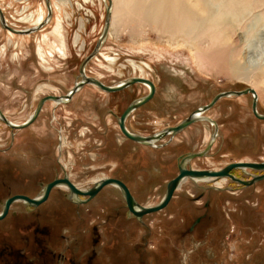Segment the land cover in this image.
Returning <instances> with one entry per match:
<instances>
[{
  "label": "rangeland",
  "instance_id": "1",
  "mask_svg": "<svg viewBox=\"0 0 264 264\" xmlns=\"http://www.w3.org/2000/svg\"><path fill=\"white\" fill-rule=\"evenodd\" d=\"M254 1L224 42L209 36L171 39L161 32L165 21L151 23L118 8L85 73L107 85L137 75L154 82L152 99L127 119L131 131L141 135L176 125L219 92L255 83L261 94L257 109L264 114V0ZM50 4L55 18L42 32L14 34L0 22V108L9 120L23 122L39 98L63 95L80 80L79 66L104 29L108 0ZM0 9L15 29L35 26L47 13L45 0H0ZM147 90L135 83L107 93L86 84L69 102L47 101L25 128L13 130L0 120V211L9 196L36 197L67 172L77 187L115 177L140 205L158 203L177 173L178 158L203 148L213 125L196 121L170 141L168 136L157 141H168L162 147L126 139L109 111L120 114ZM251 102V94L227 96L205 111L219 133L208 155L192 166L218 169L264 160V120L253 115ZM231 172L247 180L262 173ZM66 193L55 187L36 207L13 202L0 221V252L13 249L21 264H264V179L244 186L231 179L211 185L188 178L163 209L141 218L128 212L113 185L85 203Z\"/></svg>",
  "mask_w": 264,
  "mask_h": 264
},
{
  "label": "water",
  "instance_id": "2",
  "mask_svg": "<svg viewBox=\"0 0 264 264\" xmlns=\"http://www.w3.org/2000/svg\"><path fill=\"white\" fill-rule=\"evenodd\" d=\"M45 3H46V10H47L46 20L35 26H31L25 29H15L13 27L8 26V24L6 23L4 19V15L1 9H0V22L5 29L9 30L10 32L14 34L33 33L39 30L40 28H42L51 18L50 0H45ZM111 13H112V2L111 0H108V5L106 6V19H105L104 29L102 33L100 34L92 52L84 58V60L81 62L79 66V74L81 76L80 80L76 81L74 85L63 95L50 94V95H46V96L39 98L32 113L23 122H20V123L12 122L6 117V115L1 110V108H0V120L4 124L9 126L11 129L19 130V129L29 126L36 120L37 116L39 115L43 107V104L46 101H54L58 103L69 102L72 99L73 95L86 84L94 85L100 90L105 91V92H115V91L122 90L132 84L141 83V84H145L148 86L147 93L131 101L126 106V108L123 110V112L120 114V116L117 118V124H118L119 130L126 138L136 143H139V144L156 147L158 146L156 142L162 140L165 136H169L168 141H170L178 132L182 131L190 124L196 121H199V120H206L210 122L214 127V132L212 133L211 139L207 142L206 146L202 150L196 151V152H187L180 156L179 158L180 161L178 164V173L173 178L168 180V182L166 183V191H165L164 196L158 203L154 205H149V206L140 205L138 202H136V200L130 193V190L127 187V185L118 178L104 177L98 180L97 182H95L93 186L85 190H81L68 179L67 175H64V177L62 178H55L51 180L50 182L46 183L43 186L42 194L40 196L29 197L25 194H14L6 198L3 203L2 209L0 211V219H3L7 215L10 205L17 200L27 203L29 207L38 206L40 203H43L44 201H46V199L49 196L50 190L57 185H66L69 189V195L72 197L75 196L76 197L75 202L78 204L89 201L103 187L107 185H113L120 190L125 200L128 212L131 213L136 218H141L144 214L156 212V211L163 209L170 201L176 188L180 185V183L185 178H206L209 176H228L233 181L239 184H242L244 186H249L257 181L264 179V172L260 174L252 175V177L248 180L236 177L231 173V170L235 168H249V169H253L256 171H264V160L260 162H255V161L230 162L224 167L220 168L219 170L194 169L192 167L186 166V164L190 160L205 156L206 153L212 147V144L214 142V139H215V136L218 130V124L216 123L215 120H213L212 118L208 116H205L203 113L207 111L208 109H210L220 98L227 97V96H240L244 94H251L252 96L251 111L255 117L261 120H264V114L259 113L257 110V95H256V91L252 87H246L240 90H227V91L219 92L208 103L199 106L197 109L192 111L189 114V116L181 120L176 125L166 126L153 134L141 135V134L128 130L125 124L126 117L133 110L137 109L138 107L142 106L143 104H145L146 102L152 99V97L155 94V90H156L154 82L146 77L131 76V77H128V78H125L119 81L116 84L107 85L103 83L101 80H99L98 78L87 75L84 70L86 63L98 52V49L100 48L102 42L107 36L108 29L110 26ZM82 195L86 196V198L81 199L80 196ZM199 220L200 218H197L194 224H196ZM192 227L193 226H191V228Z\"/></svg>",
  "mask_w": 264,
  "mask_h": 264
},
{
  "label": "bare ground",
  "instance_id": "3",
  "mask_svg": "<svg viewBox=\"0 0 264 264\" xmlns=\"http://www.w3.org/2000/svg\"><path fill=\"white\" fill-rule=\"evenodd\" d=\"M111 2L113 3L112 13H111L112 21L110 20L111 25L113 24L118 8L125 10V12H127L128 14L132 12L131 10H133L140 16V18H142L145 21L151 23H156V22L159 23V21H161L162 23V21H165V27H161V32L166 33L168 37L171 39H173V37H177L178 35H180L185 42L190 40H195L197 38H202L204 36H209L210 38H213L215 41L217 40H221L222 42L226 41L228 39V35L230 34V32H233L234 29H236L235 22L237 21L239 15L245 12L246 10L253 8L256 4L254 0H111ZM50 8H51V17H52V11L55 12V9L54 6L51 4H50ZM54 18L55 16H53L51 23L54 20ZM45 20H46V15L43 18V20H41L39 23L44 22ZM40 29L38 32H42L45 30V28L41 30ZM195 31H197V33L193 37L192 34ZM21 35H29V34H21ZM252 88L256 91L257 98L258 97L260 98L261 95L259 93L260 89L257 87V84L255 83L254 85H252ZM62 141H63L62 143L63 146L64 138ZM243 169H249V168H243ZM209 177H225V176H209ZM197 179H203V178H197ZM223 182H225L224 179L219 180L216 183L218 184ZM182 183L180 185H182ZM198 183L205 184V181H198ZM63 189L66 190L65 188ZM85 197L86 196L84 195L81 196V198H85ZM68 198L74 202L76 200L75 196L72 197L69 194H68Z\"/></svg>",
  "mask_w": 264,
  "mask_h": 264
},
{
  "label": "flooded vegetation",
  "instance_id": "4",
  "mask_svg": "<svg viewBox=\"0 0 264 264\" xmlns=\"http://www.w3.org/2000/svg\"><path fill=\"white\" fill-rule=\"evenodd\" d=\"M53 16V15H52ZM51 22V21H50ZM43 28V27H42ZM41 30V29H40ZM138 76V75H137ZM142 77H144V76H142ZM93 87H95V88H97L96 86H94V85H92ZM131 86V85H130ZM130 86H128V87H130ZM142 86H144V87H146L147 89H148V86L147 85H145V84H142ZM128 87H126V88H128ZM97 89H99V88H97ZM125 89V88H124ZM100 90V89H99ZM123 90V89H122ZM120 91V90H119ZM148 91V90H147ZM103 92H105V91H103ZM115 92H118V91H115ZM107 93H111V92H107ZM146 94V93H145ZM47 102V101H46ZM45 102V103H46ZM51 103H52V105H57V104H61V103H58V102H54V101H50ZM45 103L43 104V106H44V108L46 107L45 106ZM130 103V102H129ZM128 103V104H129ZM63 104V103H62ZM36 105V104H35ZM35 108V107H34ZM43 108V107H42ZM43 108V109H44ZM126 108V107H125ZM125 108H123V110L125 109ZM42 110V109H41ZM123 110L120 112V114L123 112ZM33 111V110H32ZM41 112V111H40ZM32 113V112H31ZM109 113L112 115V116H115V120H116V126H117V128H118V130H119V127H118V124H117V118L120 116V114H118V115H116V112H114L113 110H111V111H109ZM131 114V113H130ZM129 114V115H130ZM203 114H205V112L203 113ZM129 115L126 117V120H125V124H126V127L128 128V130H130L131 131V129L128 127V125H127V119H128V117H129ZM38 117V116H37ZM27 119V118H26ZM12 121V120H11ZM12 122H14V123H19V122H16V121H12ZM210 123V122H209ZM211 124V123H210ZM191 125V124H190ZM188 127V126H187ZM186 127V128H187ZM183 130H185V129H183ZM182 130V131H183ZM159 131V130H158ZM119 132L121 133V131L119 130ZM157 132V131H156ZM181 132V131H180ZM180 132H178V133H180ZM213 132H214V127H213ZM212 132V133H213ZM155 133V132H154ZM178 133L176 134V135H178ZM212 133H210L209 135H207V138H208V141L211 139V137H212ZM218 133H219V129L217 130V133H216V136H215V139L218 137ZM122 134V133H121ZM123 135V134H122ZM124 136V135H123ZM125 137V136H124ZM169 137V136H168ZM126 138V137H125ZM126 139H128V138H126ZM63 137L61 136L60 137V145H59V147H61L62 146V143H63ZM128 140H130V139H128ZM132 141V140H131ZM157 144V143H156ZM166 145V142H162V143H159L158 144V146L157 147H162V146H165ZM206 146V145H205ZM204 146V147H205ZM203 147V148H204ZM203 148H201V149H199V150H197V151H200V150H202ZM211 149V148H210ZM1 151V150H0ZM194 152H196V151H194ZM208 154H206L205 156H207ZM204 156V157H205ZM199 158V157H198ZM196 158H194V159H192V160H190L187 164H186V166L187 167H192V168H194V169H211V170H219L220 168H218V169H212V168H197V167H194V166H192V161L193 160H195ZM179 161H180V159L178 158V160H177V173H178V164H179ZM60 163H61V161H60ZM227 165V164H226ZM65 167V166H64ZM224 167V166H223ZM222 168V167H221ZM235 169H237V168H235ZM240 169H242V170H249V169H243V168H240ZM64 170L67 172V169H66V167L64 168ZM262 172H264V171H262ZM176 173V174H177ZM232 173V172H231ZM175 174V175H176ZM174 175V176H175ZM67 176H68V179L72 182V180H71V177H70V175L68 174V172H67ZM173 176V177H174ZM64 177V176H63ZM173 177H171V178H173ZM57 178H62V177H57ZM101 178H104V177H101ZM101 178H99V179H101ZM170 178V179H171ZM55 179V178H54ZM99 179H96L94 182H97ZM169 179V180H170ZM188 178H185L182 182H184V181H186ZM190 179H192V181L193 182H196V183H198V181H205V184L206 183H211V185L213 184V183H215V182H217V181H219V180H222V179H224L225 181L226 180H228V179H230V177H228V176H225V177H208V178H203V179H197V178H190ZM198 180V181H197ZM232 180V179H231ZM168 182V181H167ZM166 182V183H167ZM181 182V183H182ZM73 183V182H72ZM180 183V184H181ZM73 184H75V183H73ZM199 184V183H198ZM59 186V187H58ZM58 186H56L57 188H65L66 190H67V197H68V194H69V191H68V188L65 186V185H58ZM179 187V186H178ZM177 187V188H178ZM216 188H220L219 186L217 187V186H215ZM55 188V187H54ZM54 188H52V190L50 191V193H49V195L51 194V192L53 191V189ZM79 189H81V190H85V189H87V188H80V187H78ZM42 193V192H41ZM41 193L38 195V196H40L41 195ZM37 197V196H36ZM80 198H81V196H80ZM86 198V197H85ZM81 199H83V198H81ZM47 200V199H46ZM12 205V204H11ZM3 206V205H2ZM10 208H11V206H10ZM10 208H9V210H8V213H9V211H10ZM8 213H7V215H8ZM131 214V213H130ZM6 215V216H7ZM132 215V214H131ZM5 216V217H6ZM4 217V218H5ZM3 218V219H4ZM2 219H0V221H1ZM0 262H1V264H21L22 262H20V257H19V255H18V253L16 252V253H14V251H13V249L11 250V252L10 251H7L6 252V254H3V252L1 251L0 252Z\"/></svg>",
  "mask_w": 264,
  "mask_h": 264
}]
</instances>
